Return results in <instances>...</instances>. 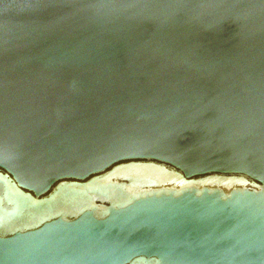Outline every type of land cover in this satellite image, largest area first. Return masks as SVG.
I'll use <instances>...</instances> for the list:
<instances>
[{"label":"water","instance_id":"water-1","mask_svg":"<svg viewBox=\"0 0 264 264\" xmlns=\"http://www.w3.org/2000/svg\"><path fill=\"white\" fill-rule=\"evenodd\" d=\"M0 264H264V0H0Z\"/></svg>","mask_w":264,"mask_h":264}]
</instances>
